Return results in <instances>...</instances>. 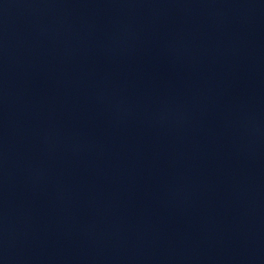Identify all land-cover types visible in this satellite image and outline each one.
Listing matches in <instances>:
<instances>
[{
    "label": "water",
    "instance_id": "95a60500",
    "mask_svg": "<svg viewBox=\"0 0 264 264\" xmlns=\"http://www.w3.org/2000/svg\"><path fill=\"white\" fill-rule=\"evenodd\" d=\"M49 264H264V0H111Z\"/></svg>",
    "mask_w": 264,
    "mask_h": 264
}]
</instances>
